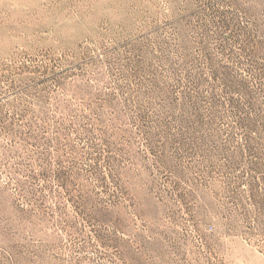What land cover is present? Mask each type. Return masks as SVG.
I'll list each match as a JSON object with an SVG mask.
<instances>
[{
  "label": "rangeland",
  "instance_id": "374dc122",
  "mask_svg": "<svg viewBox=\"0 0 264 264\" xmlns=\"http://www.w3.org/2000/svg\"><path fill=\"white\" fill-rule=\"evenodd\" d=\"M0 264H264V0H0Z\"/></svg>",
  "mask_w": 264,
  "mask_h": 264
}]
</instances>
